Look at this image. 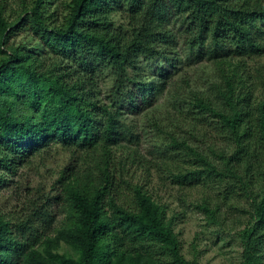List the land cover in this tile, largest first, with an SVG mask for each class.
Returning a JSON list of instances; mask_svg holds the SVG:
<instances>
[{"label": "trees", "instance_id": "trees-1", "mask_svg": "<svg viewBox=\"0 0 264 264\" xmlns=\"http://www.w3.org/2000/svg\"><path fill=\"white\" fill-rule=\"evenodd\" d=\"M16 1L0 0V264H201L148 191L158 165L211 186L194 207L264 264V0Z\"/></svg>", "mask_w": 264, "mask_h": 264}, {"label": "rangeland", "instance_id": "rangeland-1", "mask_svg": "<svg viewBox=\"0 0 264 264\" xmlns=\"http://www.w3.org/2000/svg\"><path fill=\"white\" fill-rule=\"evenodd\" d=\"M6 0L9 7H16L18 1ZM16 3V4H15ZM18 36L16 39H21ZM194 67H189L188 71L193 73ZM149 71L146 74L149 75ZM198 74V73H197ZM194 74V78L196 75ZM101 93L109 88L108 79H100ZM153 136V137H152ZM154 134L148 135L141 142V150L147 158L156 157L153 151V145L158 144ZM156 140V141H155ZM64 163V158L58 152L51 154L43 160L37 172H33L35 177L49 176L55 177L56 170ZM151 178L147 186L152 197L159 203L167 206L168 215L174 213L173 228L181 244L182 252L186 258H194L201 264H240V243L236 237L234 227L226 221V227L221 228L219 225L208 222L205 215L194 206L199 203L203 197L214 199L213 188L205 187L193 189L182 188L173 183L164 168L160 165L151 168ZM142 178L140 170L135 173ZM38 179V178H37ZM9 188L0 190V205L7 199L6 194ZM59 252L71 254L78 258L79 254L63 244Z\"/></svg>", "mask_w": 264, "mask_h": 264}]
</instances>
